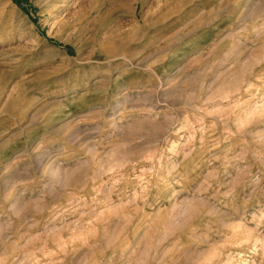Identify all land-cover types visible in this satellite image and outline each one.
I'll list each match as a JSON object with an SVG mask.
<instances>
[{
    "label": "rangeland",
    "instance_id": "1",
    "mask_svg": "<svg viewBox=\"0 0 264 264\" xmlns=\"http://www.w3.org/2000/svg\"><path fill=\"white\" fill-rule=\"evenodd\" d=\"M0 264H264V0H0Z\"/></svg>",
    "mask_w": 264,
    "mask_h": 264
},
{
    "label": "bare ground",
    "instance_id": "2",
    "mask_svg": "<svg viewBox=\"0 0 264 264\" xmlns=\"http://www.w3.org/2000/svg\"><path fill=\"white\" fill-rule=\"evenodd\" d=\"M66 4V3H65ZM64 13V11L63 12H60V14H58V16L60 17V18H62V17H64L65 16V14H63ZM53 23V22H52Z\"/></svg>",
    "mask_w": 264,
    "mask_h": 264
}]
</instances>
